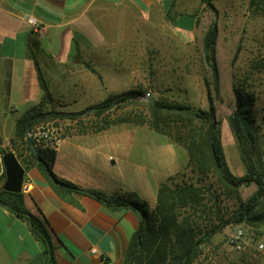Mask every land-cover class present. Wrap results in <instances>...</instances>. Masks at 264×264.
Segmentation results:
<instances>
[{
    "label": "crops",
    "instance_id": "obj_1",
    "mask_svg": "<svg viewBox=\"0 0 264 264\" xmlns=\"http://www.w3.org/2000/svg\"><path fill=\"white\" fill-rule=\"evenodd\" d=\"M192 2L0 0V149L28 153L12 138L16 119L41 96L31 54L52 96L51 103L42 110L79 111L109 94L133 87L135 71L149 69V56L164 54L160 49L166 48V40H177L180 45L183 33L188 39L194 38L197 17L183 10ZM198 4L195 0L190 7ZM29 17L41 24V34L32 33ZM223 82L220 76V91L226 92ZM201 92L207 99L205 86ZM124 123L99 131L65 134L56 148L53 171L83 189L106 194L129 193L127 180L147 187L152 176V209L159 182L184 170L187 154L178 149V164L171 169L162 167L157 174L149 173L148 155L142 158L140 167L114 169L117 157L126 156L131 149L123 132ZM228 135L225 127L224 142L221 137L225 158L232 173L241 176L244 166L235 139ZM259 143L264 162V140ZM4 180L0 151V187ZM23 185V205L44 222L55 264H124L128 243L138 225V211L131 207L110 208L91 195L74 191L59 195L35 163L25 169ZM0 264H51L46 247L29 224L1 204Z\"/></svg>",
    "mask_w": 264,
    "mask_h": 264
},
{
    "label": "trees",
    "instance_id": "obj_2",
    "mask_svg": "<svg viewBox=\"0 0 264 264\" xmlns=\"http://www.w3.org/2000/svg\"><path fill=\"white\" fill-rule=\"evenodd\" d=\"M258 1L248 0V3L253 6ZM203 2L217 13L211 0ZM217 37L218 28L214 20L207 26L201 40L202 62L208 73V76H203L207 108L167 96L153 97L154 101L150 102L142 99L149 91L139 86L109 94L102 101L79 111H43L51 103L52 96L37 60L31 54L41 96L15 121L12 142L19 141L28 152L24 154L22 150L15 155L25 169L35 163L59 195L74 191L91 195L110 208L131 207L138 211V225L128 243L124 264H193L201 254L202 245L224 227L264 220V162L259 143L263 137L262 124L256 121L251 110L254 96L243 85L233 86L234 109L226 117L244 166L243 175L232 173L223 151L220 121L214 105V99H220ZM236 55L237 52L234 57ZM128 103L141 109L117 112ZM51 118L77 120L74 130L66 134L99 131L122 122L147 125L184 148L187 154L185 168L196 175L195 181L191 177L185 179V172H182L178 174L181 181H176V176H169L159 182L152 209L146 208L143 202L132 201L127 192L106 194L83 189L54 173L55 148L34 146L33 139L26 133L36 123ZM0 151L3 154L5 149ZM252 184L255 185L254 192L241 201V188ZM223 198L234 199L238 204L227 212V207L221 205ZM0 204L29 224L46 247L51 264H55L44 222L24 207L22 191L14 193L0 187Z\"/></svg>",
    "mask_w": 264,
    "mask_h": 264
},
{
    "label": "rangeland",
    "instance_id": "obj_3",
    "mask_svg": "<svg viewBox=\"0 0 264 264\" xmlns=\"http://www.w3.org/2000/svg\"><path fill=\"white\" fill-rule=\"evenodd\" d=\"M194 2L195 0L186 6V9L183 8L188 12L191 11V15L197 17L194 38L188 39L183 33L180 45L177 44V40L175 43L170 39L166 40V48L160 49V52L164 50V54L150 55L149 69L135 71V85L129 89L140 86L149 91L142 98L145 100H148V97L167 96L174 100L186 101L197 107H208L207 99H203L201 96V90L204 87L203 76H208L201 57V40L203 30L205 31L207 26L215 20L218 28L216 59L221 79L224 80L223 89L226 87V92L225 90L220 91V99H214L216 115L220 120L222 141L224 142L225 127L228 129V138L234 140L226 117L234 109L233 86L235 84L243 85L254 96L251 110L256 121L262 124L263 137L261 141H263L264 0H259L253 6L249 5L248 0H211L217 13H214L203 0H199L197 6L190 7ZM235 52L237 55L234 57ZM73 105V108H78L80 103ZM139 109L141 107L137 108L133 103H128L117 112ZM76 121L63 119L56 123L67 132L73 129ZM124 124L126 125H122V128L125 129L123 132L128 138V148L132 150L130 149L124 157L116 156L118 161L112 168L126 171L131 165L140 167L141 160L146 155L149 158V173L151 175L159 173L162 167L171 169L174 163L178 164L177 159L180 153L177 151L179 149L184 152L183 147L147 125L130 122ZM182 172H185V179L191 177L195 181L196 175L186 168L173 175L176 176V181H181L182 178L178 174ZM153 181L154 177L151 176L149 185L143 188L141 184L127 180L125 183L131 189L129 190L130 199L137 202L139 201L137 198H140L146 208L151 209L150 205L155 199ZM254 190V184L241 188V201L246 200ZM237 204L238 202L234 199L223 198L221 202L222 206L227 207V212L235 208ZM236 227L243 228L256 242L264 243V220L253 224L228 225L202 245L201 254L193 264H264V248L257 249L255 243L246 245L242 250H234L227 244V234Z\"/></svg>",
    "mask_w": 264,
    "mask_h": 264
},
{
    "label": "built area",
    "instance_id": "obj_4",
    "mask_svg": "<svg viewBox=\"0 0 264 264\" xmlns=\"http://www.w3.org/2000/svg\"><path fill=\"white\" fill-rule=\"evenodd\" d=\"M27 22L31 27L32 33L35 35L41 34L43 27L35 18L29 17L27 18ZM56 121H58L56 118L46 119L36 123L32 127L31 131L28 133V137L33 139L34 146L57 148L66 132ZM22 190H25L24 185H22ZM226 241L234 250H242L250 243H255L257 249L264 248L263 242H256L255 239L249 236L241 227H236L230 231L227 234Z\"/></svg>",
    "mask_w": 264,
    "mask_h": 264
},
{
    "label": "water",
    "instance_id": "obj_5",
    "mask_svg": "<svg viewBox=\"0 0 264 264\" xmlns=\"http://www.w3.org/2000/svg\"><path fill=\"white\" fill-rule=\"evenodd\" d=\"M148 100L153 102L154 98L149 97ZM26 133H29V130H26ZM31 148H33L32 145ZM2 161L5 168V180L2 184V188L14 193L21 192L24 183L25 168L19 162L16 155L9 150L3 152Z\"/></svg>",
    "mask_w": 264,
    "mask_h": 264
}]
</instances>
